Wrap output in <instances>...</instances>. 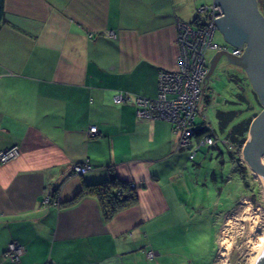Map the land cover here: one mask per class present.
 Masks as SVG:
<instances>
[{"label": "crops", "instance_id": "crops-1", "mask_svg": "<svg viewBox=\"0 0 264 264\" xmlns=\"http://www.w3.org/2000/svg\"><path fill=\"white\" fill-rule=\"evenodd\" d=\"M210 4L4 0L0 151L21 153L0 164V264H196L211 227L179 182L189 153L172 123L139 118L135 99H157L159 73L178 68L177 22L196 26L197 8ZM121 92L129 102H114ZM112 177L139 199L110 222L95 197L70 203ZM11 243L25 249L20 262L5 256Z\"/></svg>", "mask_w": 264, "mask_h": 264}, {"label": "rangeland", "instance_id": "rangeland-1", "mask_svg": "<svg viewBox=\"0 0 264 264\" xmlns=\"http://www.w3.org/2000/svg\"><path fill=\"white\" fill-rule=\"evenodd\" d=\"M214 41L222 46L227 45L219 30L215 33ZM229 48L233 49V46ZM216 54L215 51L208 53L209 64ZM261 110L246 74L222 59L206 80L205 97L197 118V122H200L201 115L206 117L213 138L216 141L218 139V142L215 147L203 146L195 160H187L179 181L190 189L191 198L197 204L195 210L199 211L200 223L211 227L210 232L206 229L207 232L200 234L202 243L199 242L196 248L202 251L194 254L196 264L197 259L202 264H212L214 261L216 264H250L255 254L254 247L259 245V239L264 235V186L243 155L251 133L249 131L240 157L235 147L229 148L224 143L235 123L255 114L257 117ZM218 111H234L238 117L222 131L217 118ZM197 143L194 138V146ZM183 150L188 155L191 147ZM262 160L264 163V156ZM185 196L190 197L188 192ZM224 241H227L226 246L222 245ZM226 247H229L228 250Z\"/></svg>", "mask_w": 264, "mask_h": 264}, {"label": "built area", "instance_id": "built-area-1", "mask_svg": "<svg viewBox=\"0 0 264 264\" xmlns=\"http://www.w3.org/2000/svg\"><path fill=\"white\" fill-rule=\"evenodd\" d=\"M196 26L182 21L177 22L178 29V68L174 71L164 70L159 73L158 97L155 100L137 97V114L141 119L165 120L173 124L179 135V148L191 147L189 160L195 159L200 146H212L215 139L210 136L198 141L194 146L193 139L197 134V115L200 104L205 96V83L208 79L210 64L208 53L210 51H229L235 56H241L244 49L233 48L229 45H219L214 41L218 30L217 21L223 17L221 6L213 3L201 5L197 8ZM205 23V25H203ZM110 36H114L109 33ZM130 97L126 93H119L114 97V102L121 104L129 102ZM208 128V125L206 126ZM97 127H91V134L97 133ZM19 146L15 145L0 151V164L8 163L20 155ZM90 164H80L73 167L75 175H83L91 170ZM134 187V185H132ZM51 198L45 200L50 204ZM25 249L11 243L5 254L11 262H20ZM149 259L155 258V252H146Z\"/></svg>", "mask_w": 264, "mask_h": 264}, {"label": "water", "instance_id": "water-1", "mask_svg": "<svg viewBox=\"0 0 264 264\" xmlns=\"http://www.w3.org/2000/svg\"><path fill=\"white\" fill-rule=\"evenodd\" d=\"M213 3L223 10L217 28L227 45L245 50L241 56L229 51L217 52L210 62L208 78L222 59L248 77L263 109L251 124L252 139L247 141L243 155L252 171L264 177V16L258 0H213ZM259 264H264V257Z\"/></svg>", "mask_w": 264, "mask_h": 264}, {"label": "trees", "instance_id": "trees-1", "mask_svg": "<svg viewBox=\"0 0 264 264\" xmlns=\"http://www.w3.org/2000/svg\"><path fill=\"white\" fill-rule=\"evenodd\" d=\"M3 2L4 0H0V20L4 18ZM259 9L264 16V0H259ZM253 92L260 104V101L258 99L256 92L254 90ZM260 107H261V104H260ZM199 115H200V109H199V114L197 115V118ZM256 115L257 114H255V116H252L250 118L244 119L238 123H235L231 127L228 136L224 139V143L226 144V146H228L229 148L235 147L237 149L239 153V157H240V151L242 147L245 145L248 133L251 128V124L254 118L256 117ZM237 117H238V114L234 111H229V112L218 111L217 112L219 126L222 131L227 129V127L231 123H233L237 119ZM201 118H202V121H200V123L203 126V129H202V135H200L197 138L199 142L202 141L207 136H210L213 138V134H212L213 132H211L209 127L208 128L206 127L208 125V123L206 122V117L204 115L203 116L201 115ZM197 125H198V122H197ZM214 141H215L214 145L212 146L206 145V146L215 147L218 142V139L217 141L216 139ZM202 147L203 146H200L199 151L202 149ZM197 154H196V157H197ZM241 168L242 167H240L239 169ZM84 196H92V197L97 198L101 206L104 219L107 222H110L112 218L118 212L134 207L138 203V199H139L136 188L132 187V184L130 182L122 181L121 179L117 177H112L108 179L107 181L100 182V183L85 184L81 192L72 201H70V203H73L76 200Z\"/></svg>", "mask_w": 264, "mask_h": 264}, {"label": "bare ground", "instance_id": "bare-ground-1", "mask_svg": "<svg viewBox=\"0 0 264 264\" xmlns=\"http://www.w3.org/2000/svg\"><path fill=\"white\" fill-rule=\"evenodd\" d=\"M252 139V135L250 137ZM261 184L264 186V177H262L261 175L255 173ZM223 246H226L227 245V241H224L222 243ZM229 247H226V249L228 250ZM254 255L253 257L251 258L250 260V264H259L262 260V258L264 257V235L259 239V245L254 247Z\"/></svg>", "mask_w": 264, "mask_h": 264}, {"label": "flooded vegetation", "instance_id": "flooded-vegetation-1", "mask_svg": "<svg viewBox=\"0 0 264 264\" xmlns=\"http://www.w3.org/2000/svg\"><path fill=\"white\" fill-rule=\"evenodd\" d=\"M262 107V106H261ZM262 109H263V107H262ZM262 111V110H261Z\"/></svg>", "mask_w": 264, "mask_h": 264}]
</instances>
